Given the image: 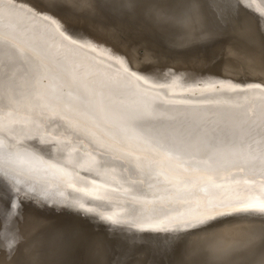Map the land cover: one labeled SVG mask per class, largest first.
<instances>
[{
    "label": "snow or ice",
    "instance_id": "1",
    "mask_svg": "<svg viewBox=\"0 0 264 264\" xmlns=\"http://www.w3.org/2000/svg\"><path fill=\"white\" fill-rule=\"evenodd\" d=\"M82 48L57 21L0 0V201L7 204L0 243L7 257L15 261L25 243L17 223L24 202L83 208L67 192L83 191L77 185L102 189L98 199L126 200L125 215L107 219L141 231L264 213L259 86L232 89L246 99L224 114L188 112L186 101L166 98L169 85L157 91L126 68L101 72L76 55ZM34 126H42L41 136L16 138L19 128ZM53 132L60 157L43 146ZM72 154L77 163L66 158ZM93 170L126 187L96 185ZM146 206L150 214L141 215ZM83 210L105 218L97 208Z\"/></svg>",
    "mask_w": 264,
    "mask_h": 264
},
{
    "label": "bare ground",
    "instance_id": "2",
    "mask_svg": "<svg viewBox=\"0 0 264 264\" xmlns=\"http://www.w3.org/2000/svg\"><path fill=\"white\" fill-rule=\"evenodd\" d=\"M159 1L14 0L57 21L83 46L76 55L88 64L109 74L126 68L157 91L169 85L166 98L186 101L188 112L224 114L246 99L232 89L264 91V0H169L162 6ZM41 133L42 126L21 127L16 138ZM44 139L52 141L43 145L50 154L65 155L54 132ZM66 158L77 163L75 154ZM80 171L84 174L87 166ZM90 179L126 187L100 170ZM77 188L83 191L67 192L83 208L25 201L17 221L24 233L22 252L12 261L0 243V264H264V213H232L179 232L141 231L133 223L107 219L125 215L126 200L98 199L103 195L98 187ZM149 207L140 214H150ZM84 208H97L105 218ZM6 210L0 201V218ZM139 253L145 259L139 255V260Z\"/></svg>",
    "mask_w": 264,
    "mask_h": 264
},
{
    "label": "rangeland",
    "instance_id": "3",
    "mask_svg": "<svg viewBox=\"0 0 264 264\" xmlns=\"http://www.w3.org/2000/svg\"><path fill=\"white\" fill-rule=\"evenodd\" d=\"M159 1V0H158ZM164 1V2H163ZM169 0H160L159 1V3H160V5L162 6V5H164V4H166V2H168ZM166 6V5H165ZM165 6H163V7H165ZM167 11V10H166ZM165 13V12H164ZM201 43V42H200ZM139 255H142L141 257L143 258L145 255L144 254H141V253H139L136 257H139V260H140V256ZM146 257V256H145ZM145 257L143 258V259H145ZM141 258V261H143V259ZM136 260H138V258H136ZM138 260V261H139Z\"/></svg>",
    "mask_w": 264,
    "mask_h": 264
},
{
    "label": "water",
    "instance_id": "4",
    "mask_svg": "<svg viewBox=\"0 0 264 264\" xmlns=\"http://www.w3.org/2000/svg\"><path fill=\"white\" fill-rule=\"evenodd\" d=\"M71 227H73V228L75 229V227H74V226H71ZM78 230H83V229H81V228H80V229H78Z\"/></svg>",
    "mask_w": 264,
    "mask_h": 264
}]
</instances>
